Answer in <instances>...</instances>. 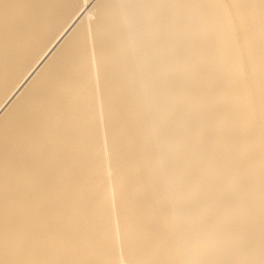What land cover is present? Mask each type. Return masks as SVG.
I'll list each match as a JSON object with an SVG mask.
<instances>
[{"label":"bare ground","instance_id":"6f19581e","mask_svg":"<svg viewBox=\"0 0 264 264\" xmlns=\"http://www.w3.org/2000/svg\"><path fill=\"white\" fill-rule=\"evenodd\" d=\"M247 0H0V264H244L264 243V23ZM33 243L3 250L5 231Z\"/></svg>","mask_w":264,"mask_h":264},{"label":"snow or ice","instance_id":"6c2138e0","mask_svg":"<svg viewBox=\"0 0 264 264\" xmlns=\"http://www.w3.org/2000/svg\"><path fill=\"white\" fill-rule=\"evenodd\" d=\"M244 6L254 7V0H247ZM261 21L264 23V0L259 2ZM32 241L24 235H13L8 230L5 231V234L2 239L3 250L8 253L13 250L21 251L26 248H29L32 245ZM7 264H16V262H7ZM244 264H264V243L261 246L260 259L258 261L251 260L245 261Z\"/></svg>","mask_w":264,"mask_h":264}]
</instances>
